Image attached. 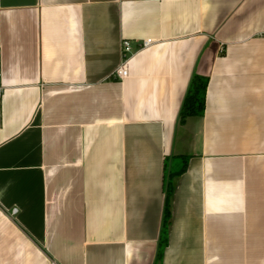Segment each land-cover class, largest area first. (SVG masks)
<instances>
[{
  "label": "crops",
  "instance_id": "crops-1",
  "mask_svg": "<svg viewBox=\"0 0 264 264\" xmlns=\"http://www.w3.org/2000/svg\"><path fill=\"white\" fill-rule=\"evenodd\" d=\"M0 49V264H264V0H0Z\"/></svg>",
  "mask_w": 264,
  "mask_h": 264
},
{
  "label": "trees",
  "instance_id": "trees-1",
  "mask_svg": "<svg viewBox=\"0 0 264 264\" xmlns=\"http://www.w3.org/2000/svg\"><path fill=\"white\" fill-rule=\"evenodd\" d=\"M208 78L207 76L195 74L191 80L190 86L188 88L186 97L184 99L182 109L180 112V120L183 121L190 116H203L206 108V94L208 87ZM187 167V160L184 159L183 164L177 168L171 170L168 174V179L166 182L167 188V200L164 214V229L167 240V229L170 222L171 212H170V199L173 193V183L172 179L174 176L183 173Z\"/></svg>",
  "mask_w": 264,
  "mask_h": 264
},
{
  "label": "built area",
  "instance_id": "built-area-1",
  "mask_svg": "<svg viewBox=\"0 0 264 264\" xmlns=\"http://www.w3.org/2000/svg\"><path fill=\"white\" fill-rule=\"evenodd\" d=\"M154 43L155 41L152 39H146L140 41L137 44V50L148 48L152 46ZM134 51H135V46L133 41L130 39H123L121 44L122 59L118 68L114 72V75L119 79H124L129 76V62ZM5 90H6V85L3 80L2 52L0 49V100L3 97Z\"/></svg>",
  "mask_w": 264,
  "mask_h": 264
},
{
  "label": "rangeland",
  "instance_id": "rangeland-1",
  "mask_svg": "<svg viewBox=\"0 0 264 264\" xmlns=\"http://www.w3.org/2000/svg\"><path fill=\"white\" fill-rule=\"evenodd\" d=\"M168 173V172H167Z\"/></svg>",
  "mask_w": 264,
  "mask_h": 264
}]
</instances>
